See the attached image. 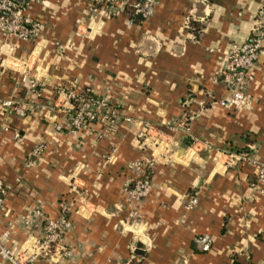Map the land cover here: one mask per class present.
<instances>
[{
	"label": "crops",
	"instance_id": "obj_1",
	"mask_svg": "<svg viewBox=\"0 0 264 264\" xmlns=\"http://www.w3.org/2000/svg\"><path fill=\"white\" fill-rule=\"evenodd\" d=\"M19 1L41 26L28 41L0 33V100L26 108L19 116L0 106L3 244L18 249L64 213L70 227L28 264H264V195L249 185L254 168L240 157L264 162L263 55L244 99L218 102L228 97L218 73L225 50L246 39L264 0H155L152 14L132 23L125 3L133 0L94 16L88 0ZM57 89L105 98L114 129L104 137L101 123L76 135L54 130L63 118ZM180 117L197 150L181 131L165 135L151 189L130 205L140 217L126 220L127 164L148 155L136 146L135 120L169 132L163 123ZM190 195L197 203L185 210ZM200 233L210 238L206 251L192 241Z\"/></svg>",
	"mask_w": 264,
	"mask_h": 264
},
{
	"label": "built area",
	"instance_id": "obj_2",
	"mask_svg": "<svg viewBox=\"0 0 264 264\" xmlns=\"http://www.w3.org/2000/svg\"><path fill=\"white\" fill-rule=\"evenodd\" d=\"M122 0H88L87 10L91 16L101 14L104 10L107 14H113L115 6ZM155 0H133L125 3L126 14L129 16V23L135 16L146 18L152 14ZM22 1L0 0V33L5 36H13L24 41L33 39L41 23L21 13ZM264 7H261L255 14L246 39L240 42H231L224 53V61L219 75L223 76V83L228 91L227 98L218 100L219 104L228 106L239 102L245 97V90L252 80L251 70L256 59L264 56ZM20 81L33 89L36 85L34 78L22 72ZM55 102L61 104L63 109L62 120L52 124L54 130L65 128L71 134H78L83 130H94L93 126L101 123L102 132L99 137L106 136L107 132L115 127L116 112L108 104L105 98L93 95L90 90L82 92H72L71 90L57 89ZM0 106L9 108L15 114L22 116L26 112L25 106L13 100H0ZM166 130H161L156 124L147 120H135L136 134L135 143L138 148L148 151L145 157L131 160L127 164L129 178L124 183L122 191L126 197L129 208L126 211V220H136L139 213L130 205L146 197L151 189L150 175L151 163L154 158L165 159L166 141L164 136L176 134L181 131L189 140L190 148L197 150V139L189 132V127L184 117L165 121L163 123ZM18 133L13 132V137ZM195 146V147H193ZM45 148L43 141L37 142L32 148V155L40 156ZM192 152V151H191ZM241 158L246 159L253 166V172L249 185L253 187L255 193L264 195V162L252 159L247 153H243ZM111 154L105 155L103 164L109 162ZM4 184L0 180V214L2 199L4 196ZM197 203L195 195L187 197L183 208L189 210ZM70 227V221L61 213L57 219H45L41 225V236L32 237L18 249L12 250L5 246L2 238L5 232L0 233V259L8 264H28L33 262L39 255L49 251L50 246L56 242L60 236ZM192 241L198 246L200 251H206L210 245V238L206 234H195Z\"/></svg>",
	"mask_w": 264,
	"mask_h": 264
},
{
	"label": "water",
	"instance_id": "obj_3",
	"mask_svg": "<svg viewBox=\"0 0 264 264\" xmlns=\"http://www.w3.org/2000/svg\"><path fill=\"white\" fill-rule=\"evenodd\" d=\"M17 1H19V0H17Z\"/></svg>",
	"mask_w": 264,
	"mask_h": 264
}]
</instances>
